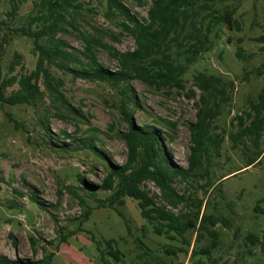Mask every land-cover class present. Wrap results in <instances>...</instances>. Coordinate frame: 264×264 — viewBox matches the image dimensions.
<instances>
[{
    "label": "rangeland",
    "instance_id": "1",
    "mask_svg": "<svg viewBox=\"0 0 264 264\" xmlns=\"http://www.w3.org/2000/svg\"><path fill=\"white\" fill-rule=\"evenodd\" d=\"M32 1L14 0L12 4L0 0V44L3 35L10 34L0 45V76L15 77L1 94L7 96L23 86H36L42 92L35 105H9L0 100V253L11 259H40L50 254L49 264H101L97 241L105 250L104 240L112 238L122 255L110 264H199V260L202 264H264V213L259 210L264 209V131L256 145L251 135L236 136L242 128L237 117L250 123L253 118L246 112L264 88V40L258 39L264 35V0L217 2L218 7L235 8L239 29L220 27L211 48L187 66L183 89L154 88L138 80L128 83L137 98L133 119L140 125H157L171 160L182 166L187 165L192 144L188 123L196 119L200 95L192 76L203 72L225 83L224 94L215 95L217 105L213 97L209 101L216 111L209 136L216 137L218 147L202 157L196 175L174 181L173 187L183 194L186 204L166 205L174 213L194 211L202 199L201 214L227 219L228 225L218 222L212 227L216 245L204 256L199 249L211 244V235L204 232L198 238L196 229H188L183 236L189 245L178 234L171 239L157 235L140 216L134 199L126 197L116 206L121 216L111 207H97L98 201L107 204L110 191L98 187L91 191L80 183L76 174L99 185L106 173V160L93 149L109 162L125 160L127 148L117 135L126 127L120 92L108 82L74 77L45 63L60 93L80 115L56 107L35 73L32 39L10 33L26 23ZM78 1L74 26H65L57 38L81 51V34H91L119 51L135 47L132 36L104 16L103 0ZM123 1L139 17H146L151 0ZM14 53L20 54V63L8 72ZM95 55L101 64L115 69L116 60L104 48L98 46ZM69 66L82 67L73 62ZM255 151L261 153L258 161L243 168L246 156ZM147 189L161 204L153 182H147ZM75 193L82 197V204ZM87 208L90 213L85 220L82 214ZM249 232L257 235L256 241L248 240ZM62 234L67 235L64 242L59 241ZM169 248L174 253L166 252Z\"/></svg>",
    "mask_w": 264,
    "mask_h": 264
},
{
    "label": "trees",
    "instance_id": "2",
    "mask_svg": "<svg viewBox=\"0 0 264 264\" xmlns=\"http://www.w3.org/2000/svg\"><path fill=\"white\" fill-rule=\"evenodd\" d=\"M11 1L13 4L14 0ZM103 1L104 16L112 20L120 31L132 36L135 43L132 50L119 51L108 42H102L91 34H81L82 51L57 38V33L64 30L65 26H74L75 12L80 6L78 0H33L26 23L12 28L10 33L32 39V52L36 55L35 73L42 79L48 97L57 108L67 113L79 114V110L72 107L56 87L45 63L67 70L74 77L105 81L118 88L121 96L120 113L126 127L118 131L117 135L127 148L125 160L121 164L109 162L101 151L93 149L99 158L106 160V173L101 183L93 185L76 174L80 183L87 189L93 191L98 187L110 191L106 197L107 204L98 201L97 207H111L122 216L116 206L122 205L126 197L132 198L136 202L140 216L157 235L171 239L174 234H178L183 237L186 245H189V242L183 234L188 229H196L198 238L204 232L211 235L213 237L211 244L199 249L200 255H207L216 245V231L212 227L218 222L228 225L227 219L222 216L201 214L202 199L197 200V208L194 211L174 213L171 209H167L166 205L175 208L180 203L186 204L183 194L178 193L173 187L174 181L177 178L196 175L202 157L218 147L216 137L209 136L210 121L216 112L209 101L213 97V103L217 105L214 100L215 95L224 94L225 83L220 77L203 72L192 76L193 85L200 90V95L196 119L188 123L192 144L186 166L178 165L171 160L157 125H140L133 119L132 106H137V98L128 83L138 80L149 87L183 89L182 75L187 66L201 53L211 48L220 27L239 29V21L234 16L235 8L227 5L218 7L217 2L221 0H151L146 17H139L125 5L123 0ZM14 7L13 5L10 14L14 12ZM33 25L36 28H33ZM9 35H3L0 45L9 40ZM258 39L264 40V35ZM98 46L104 48L116 60L115 69H109L97 60L95 49ZM79 55L85 58L84 62L80 61ZM236 55L239 57L242 55L240 49L236 51ZM70 62L79 63L82 67L79 69L71 67ZM19 63L20 54L14 53L7 64L8 72ZM14 80V75L0 76V100L9 105H35L42 95L36 86H23L7 96L1 94V89L12 84ZM190 92L193 93V89H190ZM246 113L253 119L247 125L239 115L238 124L242 128L236 136L251 135L256 145L261 132L264 131V88L258 95V101L250 102V109ZM260 154L257 151L252 155L248 154L243 168L257 162ZM149 181L159 189L158 198L161 204L155 201V197L149 195L147 189ZM75 196L82 204V197L77 193ZM254 208L260 207L256 205ZM259 210L264 213V209ZM89 213L90 209H85L82 214L83 219L86 220ZM66 236L60 235L59 241L64 242ZM246 237L251 242L257 240V235L252 232ZM116 241L112 238L104 240L105 250L100 249V241H97L98 259L101 264H110V260L119 261L122 253L116 247ZM174 251L172 248L166 249L168 253ZM196 252L194 248L191 249L192 254ZM49 260L50 254L40 259L27 257L11 259L0 253V264H49ZM198 262L203 263L202 260Z\"/></svg>",
    "mask_w": 264,
    "mask_h": 264
}]
</instances>
